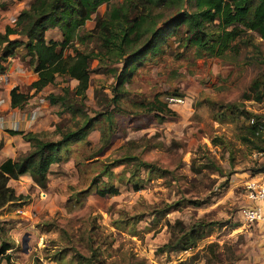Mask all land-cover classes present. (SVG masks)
I'll return each mask as SVG.
<instances>
[{"label":"rangeland","instance_id":"1","mask_svg":"<svg viewBox=\"0 0 264 264\" xmlns=\"http://www.w3.org/2000/svg\"><path fill=\"white\" fill-rule=\"evenodd\" d=\"M30 1L0 0V34ZM121 1L110 0V5ZM176 4L161 10L164 18L188 8L185 3ZM105 8L101 4L96 9L85 30L92 28V20ZM184 30L166 37L161 49L136 70L125 86L128 100L121 103V112L113 115L112 124L101 117L87 136L89 144H70V157L52 165L45 181L35 183L25 175L10 182L15 195L23 197L0 209V244L10 246L3 264H31L35 258L42 264H87L80 258H90L92 251L94 264H176L192 257L191 264H264V222L249 224L241 217V209L250 205L245 182L260 181L264 163L253 157L258 142L248 135L247 121L238 113L257 115L264 124V97L260 101L242 97V93L252 96L250 85L264 77V39L258 31L245 28L241 40L246 43L235 40L237 51L217 57L184 44ZM59 36L57 29L45 33L46 39L59 40ZM13 38L18 37H9ZM77 46L102 51L94 38ZM2 47L0 43V54ZM105 59L89 61L86 99L69 101L75 118L70 112L58 116L59 102L46 103L47 94L74 86L69 79L57 77L54 85L36 94L28 85L21 87L29 99L14 113L36 112L38 107L39 113H34L30 126L19 121L15 129L39 131L41 139L57 140L60 134L54 131L55 125L69 118L60 128L64 132L72 127V120H80L76 110L89 116L106 113L114 81L105 70L120 65L110 67L111 61ZM27 60L18 47L14 57L0 62L9 72L0 84L1 98L7 99L10 86L28 81L31 69ZM157 95L166 109L163 121L135 104L140 97L149 102ZM170 96L183 100L168 103ZM230 109L238 114L228 116ZM11 112L0 107V131L10 128ZM222 113L224 119L216 120ZM4 143L0 139V160L9 155ZM11 146L13 158L26 152L16 140ZM117 161L121 163L114 164ZM141 163L146 168H140ZM103 168L107 171L101 174ZM196 220L210 224L194 246L158 251ZM208 244L217 245L214 253L206 248Z\"/></svg>","mask_w":264,"mask_h":264},{"label":"trees","instance_id":"2","mask_svg":"<svg viewBox=\"0 0 264 264\" xmlns=\"http://www.w3.org/2000/svg\"><path fill=\"white\" fill-rule=\"evenodd\" d=\"M174 3L178 7L185 3L188 8L164 18L161 10ZM101 4H105V11L101 16L94 17L92 28L85 30V23L91 20V15ZM160 21L161 26L156 27ZM239 25H243V28ZM180 28L185 29L181 38L184 44L207 55L220 57L228 50L237 51L233 44L235 40L246 43V40H241L245 37V28L258 31L264 39V0H122L116 5H110V0H31L27 8L19 11L12 25L4 26L3 33L0 34V43H3L0 62L4 63L8 58L14 57L16 49L22 47L28 56L27 65L35 74V79L29 85L32 94L40 92L47 85H54L57 77H62L64 81H76L72 88L62 86L61 93L46 95L47 104L59 102L58 116L63 112H70L73 118L76 117L69 101L81 103L86 99L90 83V60L95 59L100 63L106 58L111 61L110 67L114 64L120 66L105 70L112 75L114 82L110 88L111 104L103 115L96 112L89 116L82 110H76L80 120H72V127L64 132L60 128L61 122H69V118H62L60 124L55 125L54 131L60 134L57 140H43L39 131L6 130L9 135H21L29 149L15 159L5 158L0 162V209L23 197L15 195L9 181H15L22 175H29L35 183L45 181L52 165H58L70 157V144H89L87 136L101 117L108 124L113 123V115L120 113L121 103L128 100L125 86L136 70L146 58L159 50L166 37L173 36ZM50 29L59 31V40L46 39L45 33ZM10 36L18 38L9 39ZM89 38L98 42L101 52L82 50L77 46ZM66 50L70 53L64 54ZM5 70L0 64V73ZM250 90L253 95L242 93L243 99L260 101L264 97V77L262 80H254ZM69 93L71 98L68 97ZM28 97L27 93L18 91L16 86L12 87L7 99L9 108L21 109ZM135 104L140 111L153 113L159 121H163L166 115L165 105L160 102L158 95L149 102L140 97V101L136 100ZM233 111L234 109H230L228 116L231 113L244 116L247 121L246 132L258 142L253 148L262 151L264 124L259 122L257 115L251 116L243 110L238 113L237 110ZM215 119H224V113ZM243 139L246 140L244 137ZM102 148L104 145L101 150ZM116 163L121 162L114 164ZM75 164L78 165L77 162ZM146 166L145 163L140 164V168ZM110 167L113 165L107 166L108 170ZM105 171L106 168H103L100 173ZM106 191L113 194L110 190ZM209 224L196 220L187 229H180L179 234L162 244L158 251L163 253L191 248L206 235ZM9 248L5 242L0 244V264L8 260V255L4 252ZM206 248L214 253L217 245L208 244ZM93 255L94 251L90 258ZM90 258L80 259L86 260L87 264H94ZM193 259L192 257L176 264H191ZM31 264L42 263L35 258Z\"/></svg>","mask_w":264,"mask_h":264},{"label":"built area","instance_id":"3","mask_svg":"<svg viewBox=\"0 0 264 264\" xmlns=\"http://www.w3.org/2000/svg\"><path fill=\"white\" fill-rule=\"evenodd\" d=\"M8 74H9L8 71H4L0 73V84L3 85L5 83V81L8 78ZM1 97H0V107L5 106L6 108L13 110V112H11V115L9 117V121H7L10 127L9 129L18 130L15 128L18 127L19 121L22 122L25 121L27 122V125L30 126V124L34 121V117L35 114H37V112L29 111L25 113H19V112L14 113L16 110L9 108L8 100L3 99ZM182 100L183 99L181 98L171 97V96L167 98L168 103L170 102L179 103ZM3 123H5V121ZM0 126H2L1 122H0ZM253 157H256L257 159H259V161H262V163H264V149L262 151L253 152ZM244 187H245V196L246 199L249 201L250 205L241 209L242 219L249 224L263 223L264 222V174L261 176L260 181L257 182L246 181Z\"/></svg>","mask_w":264,"mask_h":264},{"label":"crops","instance_id":"4","mask_svg":"<svg viewBox=\"0 0 264 264\" xmlns=\"http://www.w3.org/2000/svg\"><path fill=\"white\" fill-rule=\"evenodd\" d=\"M52 30V29H51ZM49 31V30H48ZM47 32V31H46ZM60 35V34H59ZM60 37V36H59ZM60 39V38H59ZM30 72L28 73V76H29V78H28V81H26L25 83H23V86L22 85H19V84H15L14 86H16L17 88H18V91H20V92H22V93H25V92H23V90L21 89V87H24V85H28V89L29 90H31L30 88H29V85H30V82L32 81V80H34L35 79V74L31 71V70H29ZM72 83L74 82V83H76V81H74V80H70ZM27 83V84H26ZM75 85V84H74ZM14 86H10L8 89H6V98L8 99V93H9V90L12 88V87H14ZM20 86V87H19ZM47 86H50V85H47ZM46 86V87H47ZM45 88V87H44ZM43 88V89H44ZM42 89V90H43ZM32 91V90H31ZM6 99V100H7ZM37 113H39V107L37 108V111H36ZM7 129H9V128H6V130ZM6 130L5 131H0V133H1V135H0V139H2V140H4V146H5V148H4V150L6 151V152H8L9 153V155L6 157V158H12V159H15V158H13V152H14V150H13V147L11 146V143L13 142V144H14V141L16 140V142H18V143H20V145H22L24 148H23V150H22V152L24 153L25 151H27L28 150V148H29V145H28V143L27 142H25L22 138H21V135H19V134H17V135H9L7 132H6ZM10 130V129H9ZM21 131H23V132H25L24 130H21ZM29 131H34V130H29ZM12 148V149H11ZM5 158H2L1 160H0V162L2 161V160H4ZM22 176H25V175H22ZM21 176V177H22ZM10 182L11 181H9V185L11 186V187H13L11 184H10Z\"/></svg>","mask_w":264,"mask_h":264}]
</instances>
